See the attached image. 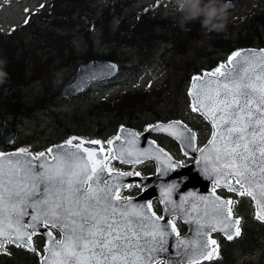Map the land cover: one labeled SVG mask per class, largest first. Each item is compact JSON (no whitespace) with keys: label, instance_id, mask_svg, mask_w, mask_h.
<instances>
[{"label":"rangeland","instance_id":"374dc122","mask_svg":"<svg viewBox=\"0 0 264 264\" xmlns=\"http://www.w3.org/2000/svg\"><path fill=\"white\" fill-rule=\"evenodd\" d=\"M117 0H93L91 10L82 13L74 14L77 21L70 28L66 26H55L59 33L68 32L72 40L74 51L70 53L60 54L64 58L63 66L53 71L48 69V65L42 68L43 79H37L30 84L25 85L21 94L25 101L30 105L34 104L41 106L44 102H38L46 93L52 92V103L48 108H35V111L30 116L14 118L8 114H0V130L4 119L14 123L16 129V142L19 145L14 148L16 150L24 149L26 152H31L37 155L41 152L48 153L50 145L55 143L66 142L73 139L92 141H100L98 149L95 152H100L101 159H97L95 154L92 158L95 160L96 167H104L107 172L129 171L136 175H150L155 173V164L153 161L126 165L115 159L113 151L108 141L116 131L119 125L132 127L137 133H141L148 125L158 121H169L172 119L182 120L198 137V146L205 143L210 136L211 128L205 119L190 105V100L187 95V89L190 78L193 75H202L206 70L214 72L216 68L209 67V55L207 51L212 48L208 42L207 32L201 29L198 38L188 39L186 42L185 28L181 33V41L177 45L166 42L157 43L156 49L151 53L145 50H140L135 46H120L116 48L118 53L116 59H113L120 65L118 74L105 82L91 83L88 88L75 96H70L66 99L55 95L56 91L69 81L77 68V66L87 60L84 56L86 52L93 51L95 56H102L107 52L108 45L102 44L99 37L101 32L92 27L94 16L99 12L107 9L108 4H113ZM121 11L123 15H160L168 17L171 14H176L175 9L178 7L175 0H122ZM224 0H221L223 2ZM236 8L233 11L227 12L225 30L218 32V35H224L227 38L236 40L242 35H254V26L257 25V30L263 28L260 19L257 17L260 14L264 15V0H234ZM55 4L53 0H0V31L2 33L9 32V28H23L22 23L30 20L33 13H42L43 5L52 7ZM119 8V7H118ZM118 8H112V11H117ZM44 12V11H43ZM82 15L90 18L89 25L86 26L82 19ZM47 17V13L37 16L39 23L50 25V19L54 18V13L48 8V22L42 17ZM78 16L79 19H78ZM137 18V17H136ZM264 18V17H263ZM264 20V19H263ZM116 20L114 21V24ZM13 27V28H14ZM51 27H53L51 25ZM90 28L93 39L91 43L93 48H90L89 43L85 40L82 34L84 28ZM9 29V30H8ZM12 29V28H11ZM24 29V28H23ZM25 30H22L23 34ZM39 38L36 35L25 36L22 40L23 46L31 48V56L34 55L45 60L49 51L54 45L61 47L60 41H43L39 38L38 44L35 42ZM244 36L242 44L237 49L243 47L264 48V38L256 37L253 41H245ZM185 40V41H184ZM35 45V46H34ZM247 45V46H241ZM103 59V57H95ZM228 57L218 62H227ZM29 62V61H28ZM187 62L194 63L195 67L186 70ZM34 62H29L26 75L32 73L31 68ZM125 63V67L122 64ZM132 66H134L132 68ZM50 70V71H49ZM50 73V75H49ZM188 75V76H187ZM109 83V84H106ZM123 90H129L130 93L146 92L147 102L142 104L140 101L131 108L132 113L118 114V117H113V114L102 111L98 107V102L102 98L112 97ZM54 97V99H53ZM49 100V98H48ZM118 119V125L112 133H109V127H112L113 121ZM153 139L167 149L171 155L178 160L182 165H187L194 159L184 156L178 144L171 138L163 134L152 136ZM75 146V145H73ZM11 147H5L0 136V151H6ZM113 162H117L114 165ZM235 183V182H234ZM222 197L232 200V213L239 220V229H246L247 236L244 243L250 241L251 251L243 253L240 248L230 249L228 252H223L229 248L231 240L225 238L221 233H215L213 236L217 240L218 250L210 260H205L200 264H264V223L260 222L255 217L254 205L251 198L247 195L240 196L237 192L228 191L224 188H216L211 186ZM141 188L137 184L130 183L120 190L121 197L133 196L138 194ZM152 209L161 217V204L157 198L151 201ZM176 225V233L178 235L185 232L186 227L176 216L171 217ZM179 222L183 225V229H179ZM59 239V236H56ZM34 253L36 256L44 253V237L35 234ZM21 246H16L8 242L4 249L0 250V262L3 264H35L27 261ZM36 264H39L37 259ZM158 264H164L161 260Z\"/></svg>","mask_w":264,"mask_h":264},{"label":"snow or ice","instance_id":"6c2138e0","mask_svg":"<svg viewBox=\"0 0 264 264\" xmlns=\"http://www.w3.org/2000/svg\"><path fill=\"white\" fill-rule=\"evenodd\" d=\"M256 55L260 57L258 61L254 59ZM228 64L232 67L220 64L214 72L206 73L207 79L202 81L205 98L212 104L206 115L223 129L222 147L216 149L215 157L220 164L213 167V174L235 177L243 190L229 183V191L255 200L257 218L264 219V52L242 55L236 51L228 58ZM197 103L207 107L199 97ZM216 135L210 143L215 142ZM67 144L72 145L73 140ZM82 145L83 142L77 143L75 151L56 150L52 162L44 152L38 158L25 155L24 149L7 155L0 153V247L25 237L30 244L37 225H51L63 238L57 241L48 232L52 237L48 241L50 255L44 258V264H156L151 253L158 250L156 245L163 250L168 234L157 223L160 218L122 200L119 186L109 182L111 175L108 180L101 179L106 169L88 164L95 152ZM176 167L169 162L168 168ZM204 171H208L207 167ZM171 190L168 188L165 193ZM232 204V200L220 202L224 220L234 229V233H227L229 240L240 234L239 220H231ZM150 208V204L144 206ZM29 209L34 213L33 231L21 233V219L29 215ZM170 227L175 229L174 225ZM208 227L216 230V224L209 223ZM179 244L197 248L205 259H211L218 250V245L210 247L216 241L207 234L203 241L181 240ZM184 264H200V259Z\"/></svg>","mask_w":264,"mask_h":264},{"label":"water","instance_id":"95a60500","mask_svg":"<svg viewBox=\"0 0 264 264\" xmlns=\"http://www.w3.org/2000/svg\"><path fill=\"white\" fill-rule=\"evenodd\" d=\"M222 4L226 13L233 11L236 8V2L234 0H224ZM82 19L86 25L89 24L87 16H82ZM236 51L241 52L242 55L249 53L258 54L260 52H264V48L244 47ZM254 59L258 61L260 57L256 55ZM220 64H224L228 68L232 67L231 64L227 65L223 62ZM229 65L231 66L229 67ZM118 70L119 66L115 61L110 59H91L77 67V71L73 79L62 85L56 92V96L68 97L70 94L79 93L87 87L89 82L110 79L117 74ZM206 73L211 72L204 71L202 74L203 77L200 75H194L190 80L187 90L190 105L211 127L210 136L205 143L198 146L197 135L191 131V129L182 120L172 119L166 122L159 121L147 126L140 134H137L131 127L120 125L118 126L116 135H114L110 140L112 141L110 146L113 150L115 159L124 164L130 165L140 164L151 160L155 164V174L133 175L129 171L107 172L106 170L103 174H101L102 180H108L110 174L111 180L109 182L118 185L119 192L124 186L134 182L138 187L142 188L137 195L121 197L122 200L128 201L130 206L133 208L145 210L147 214L155 213L152 207L150 209H144V206L148 204L151 205L153 198H157L159 200L162 207L163 218L155 213L156 217L160 218L157 223L160 225L161 229L167 231L168 234L165 237L163 250H159L161 246L156 245L158 250L151 253V258L155 260L156 264L161 260L164 261V264H184L185 261H191L195 258H199L201 262L205 260V258L200 257L199 250L197 248L189 249L186 245H180L179 241H203L205 234H207L212 240V235L218 232L228 238L227 233L229 231L234 233V229L229 224V221L224 220V216L222 215L223 209L220 208V202L227 200L217 194L210 187L213 185L217 188H225L229 190L227 184L230 183L234 188H236L232 183V180L235 179L236 181V178H228L225 175L216 176L213 174V167H219L220 164V162L215 160V157L217 155L216 149L222 147L221 135L223 133V129L218 128L217 125L213 123L212 119L206 115V112L212 107L211 102L208 101L204 95V85L202 81L207 79L205 76ZM196 77H200L201 80L197 81L195 79ZM197 97H199V100L207 107H200L197 103ZM218 116L219 113H217V118ZM170 125H175V127L170 128ZM162 129L168 130L165 131ZM129 133H134L135 135L131 136ZM158 134L171 137L178 144L181 153L186 157L193 158L194 161L188 163L187 165H182L167 149L158 144L151 137ZM214 134H217L215 142L210 143L213 140ZM0 136L5 147H11L16 140V129L14 123L10 120L4 119L0 130ZM117 137H119V139H117ZM190 137L193 139H189ZM90 141L91 140L84 141L83 146L92 149H98L100 147L99 144L88 143ZM50 148L54 151H48V153H45L49 162L53 161L56 150L58 149L66 148L69 151L76 150L75 146L68 145L66 142L52 144L49 149ZM198 148L200 150L196 152ZM18 151L19 150H11L9 152L3 151V153L7 155ZM27 154H31V156L36 157L31 152L25 151V155ZM51 156L52 159L50 160ZM95 156L97 159L102 158L100 152H95ZM169 162L177 164L178 167L173 169L168 168ZM88 164L90 165L89 161ZM205 167L208 169L207 172L204 171ZM224 171L227 172L230 171V169H225ZM217 179H219V183H217ZM173 185H175V187H173ZM168 188H171L172 190L170 193L166 194L165 190ZM253 201L255 204V215L257 218L256 201ZM28 211L29 215L24 216L21 219V223L23 224L21 233L33 231L31 225L34 221L31 219V216L34 213L31 209ZM171 216H177L186 226L185 234L183 233L180 237L176 234V229L173 230L170 227L171 225H174L171 220ZM231 220L235 221L237 219L231 216ZM259 220L264 222V219ZM220 221H223V223H220ZM209 223L216 224L215 231H211L209 229ZM225 225H228V227L226 228ZM54 230L58 231L60 239H62V233L51 225L47 228L41 227L40 225L36 226L35 234H39L44 237V249L46 251V253L44 252V256L41 255L39 257V264H44V258L50 255L48 252V241L52 237L56 239ZM48 232L52 233V237L48 236ZM34 235H32L30 244L27 242L26 237L18 240L16 243H10L22 246L27 250H31L34 249ZM210 247L212 248V245H210ZM3 249L4 247H0L1 251Z\"/></svg>","mask_w":264,"mask_h":264},{"label":"trees","instance_id":"16d2710c","mask_svg":"<svg viewBox=\"0 0 264 264\" xmlns=\"http://www.w3.org/2000/svg\"><path fill=\"white\" fill-rule=\"evenodd\" d=\"M55 4L52 7L48 5H43L42 13L38 14L37 12L33 13L30 20L27 22L25 20L22 25L23 28H16L14 26L10 27L9 32L2 33L0 31V114H8L14 118L30 116L35 111V108H48L49 105H53L52 101V92H47L46 95L39 99L40 102H44L43 105L37 106L34 104H29L22 97L21 90L25 85L30 84V82L43 79L41 76L42 68L48 65V69L53 71L57 70L61 66V63H64V58L60 57V54L66 53L69 51L72 53L74 47L72 46V40L68 32L59 33L56 31L55 26H66L70 28L72 24L77 21V18H74V14H79L84 11L91 10L93 5V0H53ZM122 0H117L113 4H108L107 9L99 12L97 16H94L92 21V27L99 30L100 41L102 44L108 45L107 52L102 56H95L93 51L84 53L85 57L92 59L95 57H103L107 59H116L117 52L115 46H135L141 51L145 50L148 54L156 49L157 43H168L171 42L175 45L179 43L183 45L181 41V33L185 28L186 42L188 39L198 38L201 29L207 32L208 42L211 46V50L207 51L209 55V67L214 68L218 62L226 58L230 53L236 50L239 45L242 44L244 36L245 41H253L256 37L264 38V15L260 14L257 17L260 19V23L263 24V28L258 31L257 25L254 28V35H242L236 40L227 38L224 35H218V32L215 30L208 31L204 28L199 19L187 22L183 25L180 24L181 14L175 12L176 14H171L168 17H161L160 15H123L121 11ZM118 8L117 11L110 10L112 8ZM48 8L54 13V18L50 19V25L46 23H39L37 16H40L44 13H47V17L43 16L42 19L48 22ZM80 16H78L79 19ZM137 17V18H136ZM116 23L114 24V21ZM51 25L53 27H51ZM14 27V28H13ZM12 28V29H11ZM90 29V28H88ZM85 27L82 30L83 37L89 43L90 48H93L91 39V33ZM22 30H25L21 34ZM36 35L39 38H43V41H60L62 43L61 47L54 45V47L49 51L50 55L47 56L45 60H42L40 57L31 56L32 50L30 47L26 48L23 46L22 40L25 36ZM39 38H37L35 45L38 44ZM185 41V40H184ZM118 44V45H117ZM34 45V46H35ZM185 46V45H183ZM247 46V45H241ZM35 63L32 65L30 75H26L28 71L27 66L29 62ZM122 66H126L125 63ZM134 66H132L133 68ZM191 67H195L194 63L187 62L186 70ZM50 71V70H49ZM50 75V73H49ZM188 76V75H187ZM129 90H124L118 94L102 98L98 102V107L102 111L109 112L113 114V117L117 118L118 114H128L132 113L131 109L137 101H140L142 104L147 102L146 92L143 93H130ZM49 98V100H48ZM54 99V97H53ZM119 120L116 119L113 121V126L109 127V133H112L117 127ZM19 145L15 143L13 147L9 149H14ZM114 165H117V162H113ZM178 228L183 229V225L179 222ZM246 229L241 228L240 234L235 237L233 242H230L229 248L223 250V252H228L230 249H235V247L240 248L243 253H248L251 251L250 241L244 243V240L247 236L245 233ZM58 235V233H56ZM250 247V248H248ZM26 259L30 263H35L38 259V256L34 251H28L22 249ZM1 259V258H0ZM0 264H3L0 262Z\"/></svg>","mask_w":264,"mask_h":264},{"label":"clouds","instance_id":"9594fccd","mask_svg":"<svg viewBox=\"0 0 264 264\" xmlns=\"http://www.w3.org/2000/svg\"><path fill=\"white\" fill-rule=\"evenodd\" d=\"M176 12L181 14L180 24L199 19L208 31L222 32L226 26L227 13L221 0H175Z\"/></svg>","mask_w":264,"mask_h":264},{"label":"bare ground","instance_id":"6f19581e","mask_svg":"<svg viewBox=\"0 0 264 264\" xmlns=\"http://www.w3.org/2000/svg\"><path fill=\"white\" fill-rule=\"evenodd\" d=\"M71 140H73V144H77V143H81V142H83L82 140H77V139H73V138H71ZM72 144V145H73ZM82 147L83 148H87V147H84L83 145H82ZM87 149H89V150H92V151H94V149H92V148H87ZM1 152V151H0ZM95 152V151H94ZM87 155V154H86ZM48 157H49V155H48ZM89 162H90V165H95L96 166V163H95V160L91 157V159L90 160H88ZM212 240H215L213 237H212ZM212 248H214V245H212ZM214 255V252L212 253V256Z\"/></svg>","mask_w":264,"mask_h":264},{"label":"flooded vegetation","instance_id":"af4514ba","mask_svg":"<svg viewBox=\"0 0 264 264\" xmlns=\"http://www.w3.org/2000/svg\"><path fill=\"white\" fill-rule=\"evenodd\" d=\"M213 238L215 239V241H216V244H217V240H216V238H215V237H213ZM216 244L214 245V248H215ZM214 253H215V252H214Z\"/></svg>","mask_w":264,"mask_h":264}]
</instances>
